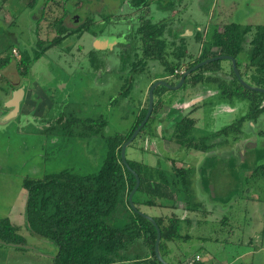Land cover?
<instances>
[{
    "label": "rangeland",
    "instance_id": "obj_1",
    "mask_svg": "<svg viewBox=\"0 0 264 264\" xmlns=\"http://www.w3.org/2000/svg\"><path fill=\"white\" fill-rule=\"evenodd\" d=\"M41 1L36 0L32 7V0H0V56L12 57L10 64L0 72L3 75L0 80L2 118L12 112L6 107L5 99L11 96L13 88L25 86L27 94L21 112L18 110L16 117L0 122V220L8 218L25 240L21 249L0 243V264H52L54 244L32 236L26 229L23 180L43 179L46 175L68 170L81 175L96 173L105 157L104 139L127 135L139 111L146 107L154 78L164 74L163 64L149 62L145 74L132 76L131 87L123 84L118 74L122 59L120 50L125 52L124 49L136 47L139 52L140 43L134 36L141 20L166 21L165 34L167 30L170 32L162 38L168 43L165 51L170 55L166 60L172 62V66L177 65V60L172 55L175 45L170 42L178 45L184 39L187 50L186 57L180 61L182 71L199 57L202 42L210 41L213 28L222 35L228 24L249 25L252 31L247 35L245 44L248 45L254 26L264 25V0H180L174 3L162 0L137 11L126 0L116 12L114 7L110 10L108 3L103 6L102 0H88L92 6L88 4L89 7L84 9L92 12L94 25L91 32L98 33L104 26L102 35L108 38L109 47L114 44L111 50L98 55L99 65L104 69L93 71L87 57L77 52V61L71 62L65 57V49L69 46H72V52L83 49V53H89L94 49L93 34L84 33L73 45L64 43L46 51L32 62L29 73L21 77L16 67L20 53L31 55L37 40L50 41L56 36L53 22L64 15V5L71 14L64 22L70 29L75 27L70 21L74 14L71 5L76 0H47L45 17L37 23L36 6ZM82 2L84 0H78L75 8ZM189 26L191 29L187 31ZM122 34H126L128 46H122ZM219 52L217 48L211 49L213 56ZM72 63H75L74 67ZM230 68L229 61L221 60L217 72L204 74L218 76L227 83L232 80ZM244 70L242 66L240 77L247 82L249 78H243ZM198 73L197 70L190 74L186 85L177 90L159 89L154 95L155 119L149 135L145 132L136 137L126 148L125 158L164 169H169L172 164L192 168L208 183L207 192L200 185H194L195 197L205 212H189L181 203L176 204L174 210L141 207V212L149 217L176 214L182 220L196 218L195 222H200L190 230L188 227L182 229V234H188L190 238L172 244L175 257L164 256L171 264H181L193 254H199L200 242L206 246V253L203 251L206 255H200L207 260L210 258L209 263L264 264V176L251 174L264 165V114L256 122H244L241 135L230 134L226 143L207 153L186 150L169 141L174 117L169 116L171 109L195 120L194 138L231 126L248 112L246 101H227L214 85H191L192 77ZM176 79L168 81L174 84ZM28 94H34V97L26 101ZM30 109L32 114L25 115ZM90 120H105L107 124L93 136L83 126ZM212 188L213 195L210 193ZM136 246L139 254L145 250L141 244Z\"/></svg>",
    "mask_w": 264,
    "mask_h": 264
},
{
    "label": "trees",
    "instance_id": "obj_2",
    "mask_svg": "<svg viewBox=\"0 0 264 264\" xmlns=\"http://www.w3.org/2000/svg\"><path fill=\"white\" fill-rule=\"evenodd\" d=\"M115 1L102 0V4L104 6V3H108V7L112 10L114 5L116 7V3L117 7L118 2L120 5L123 3L122 0ZM46 2L47 0H43L36 6L38 17L35 19L37 23L40 22L39 19L45 17ZM77 2L78 0L71 5L74 8L72 22L75 27L73 29L64 24L65 17L71 15L64 5V15L53 22L56 36L50 41L37 40L31 55L27 52L20 53L21 57L16 62V67L21 77H25L29 73L32 62L38 60L47 50L58 45L65 38L73 37L76 40L85 32L96 34L90 29L94 25L93 16H90L91 11L85 12L84 9L89 7L88 4L92 6L90 1L84 0L78 6L79 8H75L78 5ZM149 2L150 0H129V6L133 10H141L146 8ZM35 3L36 0H32V7ZM75 10L78 12L75 13ZM103 28L104 26L99 32H102ZM165 29V21L157 24L151 23L150 20L142 21L134 36L140 43L139 54L137 51L133 60L130 55L123 58L122 67L127 64L131 67V73L143 74L146 72L145 69L149 62L158 61L163 64L167 75H173L174 70L180 67L182 58L186 57L187 49L184 39L180 40L178 45L174 41L170 42L175 45L172 55L177 60V65L172 66V62L166 60L170 54L166 53L168 43L162 38ZM251 31V26L242 27L235 24L225 27L222 35L214 31L209 42H202V51L190 67L213 57L210 54L211 49L217 48L220 50L219 55L235 59L239 72L240 68L244 66L243 78H249H246V83L264 90V25L254 28L252 39L247 45L245 44V35ZM64 34L66 35L63 36ZM196 37L199 41L201 40L199 35ZM245 45L249 47L246 49ZM11 60V55L0 56V72L10 64ZM219 63L220 61H216L198 69L199 73L192 77L191 85H214L223 99L246 101L249 105L248 112L231 126L205 137L194 138L192 132L195 120L178 115L173 109L170 110V118L172 115L174 117L173 123L170 125L172 133L169 141L180 148L203 153L210 152L216 146L226 143L230 134L241 135V127L244 122H256L264 114V93L245 89L238 82L233 71H231L232 80L227 83L218 76H205L206 72H217ZM93 64L95 66V63ZM97 66L95 67L97 68ZM2 77L1 74L0 80ZM185 83L183 86L186 85ZM159 89L167 90L165 87H159L155 89L154 95L158 93ZM122 96L126 95L122 94ZM155 107L154 105L150 118L137 137L145 132L149 135L153 119H155L153 115ZM146 112L147 105L139 111L137 119L127 135H115L104 139L105 157L96 173L81 175L68 170L46 175L43 179L25 178L23 180L21 186L26 191L23 212L26 229L32 236L54 244L55 253L52 264H161L154 253L155 227L136 211L141 212V207L174 210L177 207L176 204L181 203L184 205V209L189 212H205L202 203L196 199L192 187L194 172L192 168L176 167L172 164L169 169H164L161 166L152 167L126 159L128 167L139 178V186L132 196V203L136 211L130 207L128 196L135 186V178L129 168L122 163L121 146L130 138L145 117ZM83 124L84 129L94 136L106 126L107 121L90 120ZM251 174H253L252 176H264V165L258 166ZM202 177L201 175L202 189L207 192L208 183ZM152 218L160 230L159 250L163 259L167 255L165 247L168 242L190 238L188 234H182L184 227L189 228L188 220L182 221L176 214ZM17 231L18 228L11 225L8 218L0 220V243L21 249L25 240ZM136 244H141L148 253L143 257L137 252L134 259H130L126 256V250ZM187 259L183 260L181 264H185Z\"/></svg>",
    "mask_w": 264,
    "mask_h": 264
},
{
    "label": "water",
    "instance_id": "obj_3",
    "mask_svg": "<svg viewBox=\"0 0 264 264\" xmlns=\"http://www.w3.org/2000/svg\"><path fill=\"white\" fill-rule=\"evenodd\" d=\"M104 42V41H102ZM221 60H228L231 62L232 64V69H233V73L236 77V79L238 80V82L247 90H251V91H255V92H261L264 93V90L255 86H250L248 83H246L244 80L241 79L239 72L237 70L236 64H235V59L233 57L230 56H215L212 58H208L198 64H196L194 67H192L191 69L187 70L186 72H184L179 80V84H177L176 86H171L170 84H167L164 81H158L155 82L154 84H152L149 88L148 91V108H147V112L145 114V117L143 118V120L140 122V124L137 126V128L134 130V132L132 133V135L130 136V138L121 146V160L122 163L125 164V166L127 168L128 165L126 164V158H125V151L126 148L133 142V140L137 137L138 133L140 132V130L145 126V124L147 123L148 119L150 118L152 111H153V105H154V90L158 87H165L166 89H170V90H177L178 88H180L184 81L186 80V78L194 71L202 68L205 65H208L210 63L216 62V61H221ZM22 95V90H19L16 94H13L12 100H10L7 104L6 107L7 108H11L12 112H9L7 115H5L4 118H2L3 114L2 112H0V122H5L8 121L7 119L12 117H16L17 116V112L19 110L18 107V98L19 96ZM2 118V119H1ZM129 170L131 171V173L133 174L134 178H135V186L133 188V190L131 191V193L128 196V202L130 204V207L136 211L133 203H132V196L134 194V192L137 190L138 186H139V178L136 175V173L134 171H132L130 168ZM139 215H141L144 219H146L147 221H149L156 230V240L154 243V253H155V257L156 259L161 263V264H168L161 256L160 254V250H159V244H160V240H161V235H160V230L155 222V220L152 217H149L145 214H143L140 211H136Z\"/></svg>",
    "mask_w": 264,
    "mask_h": 264
},
{
    "label": "flooded vegetation",
    "instance_id": "obj_4",
    "mask_svg": "<svg viewBox=\"0 0 264 264\" xmlns=\"http://www.w3.org/2000/svg\"><path fill=\"white\" fill-rule=\"evenodd\" d=\"M115 1V0H114ZM120 1V0H119ZM125 1L126 0H122V4H124L125 3ZM155 1H158L159 3L162 1V0H150V2H149V4H148V6L150 5V3H152V2H155ZM171 1H173V2H170V3H174V1H180V0H171ZM115 2H117V0L115 1ZM119 3V5H118V7H117V3H116V7H115V5H114V8H115V11L114 12H116V11H118L119 10V8H120V2H118ZM127 3V2H126ZM127 4H129V1H128V3ZM148 6L146 7V8H148ZM136 10V9H135ZM137 11V10H136ZM141 19V18H140ZM142 21H144V20H141L140 22H142ZM151 21V20H150ZM163 21V20H162ZM161 21V22H162ZM128 22H131V20H129ZM166 22V21H165ZM70 23H72V24H74L73 22H72V18H71V21H70ZM139 23V22H138ZM151 23H153V22H151ZM160 23V22H159ZM64 24H65V22H64ZM154 24H157V23H154ZM233 24H235V23H232V24H228V26H231V25H233ZM66 25V24H65ZM140 25H141V23H139V25H138V27H137V29L136 30H138V28L140 27ZM235 25H239V24H235ZM239 26H242V27H244V26H249V25H239ZM66 27H67V25H66ZM74 27V26H73ZM254 27H256V26H254ZM191 29V26H189V28L187 29V31H189ZM103 30H104V28H103ZM130 30V29H129ZM128 30V31H129ZM135 30V31H136ZM199 31V30H198ZM214 31H216L217 32V30H216V27L215 28H213L212 29V32H211V34H213V32ZM167 32H169L168 30H167ZM167 32H166V34H164V35H167ZM85 33H88V32H85ZM102 33H103V31L102 32H98V33H96V34H94L93 35V43H94V49L91 51V52H89V53H83V49H77V50H75V52L73 51L72 52V50H71V47L72 46H69V47H66V49H65V53H64V55H65V57H69V59H70V61L72 62V61H77V60H75L76 59V57H78L79 55L78 54H76V52L77 53H80L81 55L80 56H86L87 57V60H88V62H89V64L91 65V69L93 70V71H96L98 68H101V69H104L102 66H100L99 65V61H98V55L100 56V54H102V53H104V52H106V51H109V50H111V49H108L107 48V46H109V44L107 45L106 44V41L109 43V40H108V38L107 37H105V36H103L102 35ZM251 32H249L247 35H249ZM84 34V33H83ZM82 34V35H83ZM66 34H64L63 36H65ZM82 35H81V37L80 38H78V39H76L75 40V38H72V37H70V39L69 38H65L62 42H60L58 45H56V46H59L60 44H70V45H73V43L76 41V42H78L79 40H81V38H82ZM125 35L126 34H122L121 35V41L120 42H122L123 41V45L122 46H128V43H127V39L125 38ZM127 35H128V32H127ZM130 35V34H129ZM247 35H245V39H246V41H247ZM62 37V36H61ZM72 38V39H71ZM100 38V39H99ZM103 39H105V40H103ZM69 40H71V41H69ZM102 41H105L102 45L103 46H101V44H99V43H96V42H100V43H102ZM138 41V40H137ZM139 42V41H138ZM98 45V48H96L95 47V45ZM104 44H106L107 46L106 47H104ZM56 46H54V47H56ZM114 46V45H113ZM54 47H52V48H54ZM100 47H102V49H99ZM52 48H50V49H52ZM104 48H106V49H104ZM110 48H111V46H110ZM48 51V50H47ZM123 51H125V52H122V50H120V52H121V57H122V59L123 58H126L127 57V55H130V57H132L131 58V60H133L134 58H135V54L137 53V50H135V49H132V48H127V49H124ZM201 51H202V49H201ZM46 53V52H45ZM74 53V54H73ZM201 53V52H200ZM138 54H139V52H138ZM211 54V53H210ZM200 55V54H199ZM212 55V54H211ZM215 56H225V55H215ZM215 56H213V57H215ZM212 58V57H211ZM122 59H121V68L119 69V78L121 79V81L123 82V84H129L130 85V87L132 86V82H131V78H132V76L133 75H135V74H133V73H131L132 71H131V67H129L128 68V65L126 66V65H124V67H122ZM206 60V59H205ZM204 61V60H203ZM228 61V60H227ZM202 62V61H201ZM230 62V61H229ZM93 63H95V66L96 65H98L97 66V68L94 66V64ZM158 64L156 61H151V63L150 64ZM182 63V62H181ZM198 63H200V62H198ZM197 63V64H198ZM230 64H231V62H230ZM196 65V64H195ZM194 65V66H195ZM71 66L72 67H74L75 66V63H72L71 64ZM194 66H191V67H188L186 70L184 69L183 71H182V65H180V67H178V68H176L175 70H174V74L173 75H167V71L165 70L164 71V74H165V76H162V75H164V74H161V76H158V77H155L154 78V82L152 83V84H154L155 82H158V81H164V82H166L167 84H170L171 86H176L177 85V83H179V79H180V77H181V75L184 73V72H186L187 70H189V69H191L192 67H194ZM163 68H164V66H163ZM162 68V69H163ZM106 70V69H105ZM230 70L231 71H233V69H232V64H231V68H230ZM146 71V70H145ZM197 71V70H196ZM196 71H194V72H196ZM126 72V73H125ZM147 72V71H146ZM145 72V73H146ZM239 72V71H238ZM101 73V72H100ZM99 73V74H100ZM145 73H143V74H145ZM193 73V72H192ZM191 73V74H192ZM239 75H240V72H239ZM127 76H129V78L128 79H126V78H124V77H127ZM176 79V80H178V81H176V83H174V84H172V82H169L168 80L169 79ZM133 79V78H132ZM187 79V78H186ZM184 83H185V81H184ZM183 83V84H184ZM161 87V86H160ZM159 88V87H158ZM157 89V88H156ZM155 91V90H154ZM154 93V92H153ZM154 106V105H153ZM147 108H148V94H147ZM172 110V109H171ZM153 112V111H152ZM3 114V113H2Z\"/></svg>",
    "mask_w": 264,
    "mask_h": 264
},
{
    "label": "crops",
    "instance_id": "obj_5",
    "mask_svg": "<svg viewBox=\"0 0 264 264\" xmlns=\"http://www.w3.org/2000/svg\"><path fill=\"white\" fill-rule=\"evenodd\" d=\"M106 41V40H105ZM104 41V42H105ZM104 42H102V43H100V42H96V43H99V44H101V46H103L102 44L104 43ZM98 44V45H99ZM106 44L108 45L109 43L106 41ZM106 44H104V47H106L107 45ZM113 45L114 44H112V46H111V48L109 47V46H107V48L108 49H112V47H113ZM99 49H102V47H100ZM104 49H106V48H104ZM17 85H19V84H17ZM16 85V86H17ZM24 87L25 86H17V87H15V88H13L12 90V94H11V96L9 95V96H7L6 97V99H5V101H6V103H8L10 100H12V97H13V94H16L19 90H22V95H20L19 96V98H18V107H19V110L21 109V106H22V103L25 101L24 100V98H25V96H27V94L25 93V89H24ZM32 97H34V94H28V97H27V99H26V101H28V99L29 98H32ZM20 112H21V110H20ZM3 113V112H2ZM32 114V110L30 109L29 110V112L27 113V114H25V115H31ZM194 176V177H193ZM193 176H192V187H193V190H194V188L196 187V186H198V185H200L201 186V188H202V184H203V180H201V177H199V175H196L195 174V172H193ZM200 178V179H199ZM199 180H200V182H199ZM194 185H195V187H194ZM212 191H213V188L211 189V194H212ZM206 192V191H205ZM213 195V194H212ZM215 196V195H214ZM214 196H212V197H214ZM185 213H187V212H185ZM192 214V213H191ZM181 220H182V218H180ZM184 220H188V224H189V229L188 230H190V228L193 226V227H196V226H198L200 223H198V222H195V220H196V218H194L193 220L191 219H189V218H187V219H184ZM184 220H182V221H184ZM190 221V222H189ZM197 221V220H196ZM183 235H185V234H183ZM182 240H186V239H182ZM189 240V239H188ZM177 241H179V240H177ZM187 241V240H186ZM173 243H175V242H168L167 244H166V247H165V252H167V255H165L166 257H168V258H171V259H173V257H175V254H176V251H175V247H174V245H172ZM200 251H199V254H205L203 251H204V249L206 248V246L203 244V242H200ZM144 249V248H143ZM137 246L136 245H133V246H131V247H128L127 248V250H126V256L128 257V258H130V259H134V257L137 255ZM142 254H140L141 256H146L147 255V253H148V251L145 249V250H143L142 252H141ZM196 254V253H195ZM195 254H193V255H195ZM207 254H209V253H207ZM206 255V254H205ZM210 255V254H209ZM211 256V255H210ZM209 260H210V258H209ZM166 261V260H165ZM174 261L176 262V260L174 259ZM167 262V261H166ZM168 264H171L170 262H167ZM212 263V262H211ZM131 264V263H130ZM212 264H214V263H212Z\"/></svg>",
    "mask_w": 264,
    "mask_h": 264
},
{
    "label": "built area",
    "instance_id": "obj_6",
    "mask_svg": "<svg viewBox=\"0 0 264 264\" xmlns=\"http://www.w3.org/2000/svg\"><path fill=\"white\" fill-rule=\"evenodd\" d=\"M185 264H210L204 256L195 254L185 261Z\"/></svg>",
    "mask_w": 264,
    "mask_h": 264
}]
</instances>
